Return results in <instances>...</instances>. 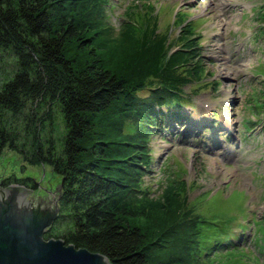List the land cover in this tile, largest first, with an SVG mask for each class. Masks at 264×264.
I'll return each instance as SVG.
<instances>
[{
	"label": "trees",
	"instance_id": "trees-1",
	"mask_svg": "<svg viewBox=\"0 0 264 264\" xmlns=\"http://www.w3.org/2000/svg\"><path fill=\"white\" fill-rule=\"evenodd\" d=\"M108 2L0 0V153L19 150L60 175V211L45 238L100 252L111 264H218L225 251L230 258L221 264H264V213L253 221L251 259L241 245L245 225L233 229L236 206L226 211L220 191L192 199L185 180L169 176L160 193L145 183L152 135L172 133L170 124L185 118L190 91L213 83L206 81L213 72L195 58L200 43L193 20L182 15L171 41L151 13L142 25L129 18L119 33L126 39L121 48L108 40L114 28ZM108 54L115 65H130L110 66ZM254 105L263 115L242 120L240 139L255 122L264 129V99ZM55 108L63 123L59 145ZM10 183L40 190L32 176L1 180ZM232 195L237 201L244 191ZM206 201L223 215H205ZM246 209L237 214L244 218ZM159 246L168 253L155 252Z\"/></svg>",
	"mask_w": 264,
	"mask_h": 264
},
{
	"label": "rangeland",
	"instance_id": "rangeland-1",
	"mask_svg": "<svg viewBox=\"0 0 264 264\" xmlns=\"http://www.w3.org/2000/svg\"><path fill=\"white\" fill-rule=\"evenodd\" d=\"M108 4L114 27L110 34L113 37L108 36V40L117 47L126 43L119 33L129 18L133 24L142 25L146 14L151 13L158 20L159 31L169 33L171 41L181 31L178 21L182 15L193 20V33L200 43L195 58L204 62L206 71L213 72L205 77L213 83L200 87L205 82L203 78L185 86L187 91L193 86L202 89L190 91L192 97L184 103L185 118L178 120L181 125L172 123V133L160 130L150 138L153 161L144 175L145 183L160 193L169 176L185 180L192 199L220 191L227 198L223 203L226 211L236 206L231 213L236 214L235 222L231 225L235 231L239 230L238 223L245 225L247 236L241 245L255 259L257 250L250 238L254 218L259 219L264 213V129L255 122L246 136L240 139V135L245 129L243 119L255 112L263 115L254 104L264 99V0H109ZM70 47L74 50L76 44ZM106 60L118 68L110 54ZM121 65L124 66L119 69H125L130 63L118 66ZM53 113V136L59 145L63 123L56 108ZM34 171L59 175L48 164L31 163L19 150L5 148L0 153V186L2 178L31 176ZM236 191H244V196L231 200ZM242 206L247 208V218L237 214ZM201 208L207 216L224 212L209 201ZM249 218L253 219L248 221ZM156 248L153 252L168 253L167 248ZM229 256L225 251L219 259L226 262ZM252 264L258 263L254 260Z\"/></svg>",
	"mask_w": 264,
	"mask_h": 264
},
{
	"label": "water",
	"instance_id": "water-1",
	"mask_svg": "<svg viewBox=\"0 0 264 264\" xmlns=\"http://www.w3.org/2000/svg\"><path fill=\"white\" fill-rule=\"evenodd\" d=\"M31 176L40 184L38 193L19 183L0 186V264H111L100 252L45 238L60 211V175Z\"/></svg>",
	"mask_w": 264,
	"mask_h": 264
}]
</instances>
